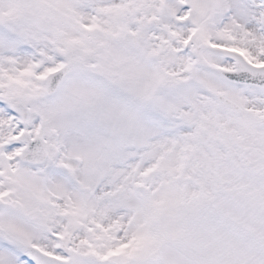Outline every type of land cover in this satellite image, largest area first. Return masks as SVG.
<instances>
[{
  "label": "snow or ice",
  "instance_id": "6c2138e0",
  "mask_svg": "<svg viewBox=\"0 0 264 264\" xmlns=\"http://www.w3.org/2000/svg\"><path fill=\"white\" fill-rule=\"evenodd\" d=\"M0 264H264V0H0Z\"/></svg>",
  "mask_w": 264,
  "mask_h": 264
}]
</instances>
